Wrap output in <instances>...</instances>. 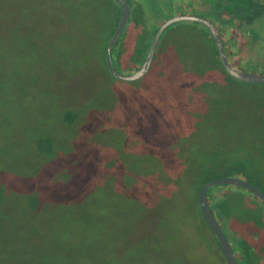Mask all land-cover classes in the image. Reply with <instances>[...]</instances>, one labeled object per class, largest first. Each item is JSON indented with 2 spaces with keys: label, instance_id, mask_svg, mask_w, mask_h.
<instances>
[{
  "label": "rangeland",
  "instance_id": "obj_1",
  "mask_svg": "<svg viewBox=\"0 0 264 264\" xmlns=\"http://www.w3.org/2000/svg\"><path fill=\"white\" fill-rule=\"evenodd\" d=\"M133 1L113 45L124 74L170 16L218 23L201 0H139L145 19ZM118 4L0 0V264H226L197 187L243 174L264 191V83L228 75L193 20L165 28L164 53L141 78H115L100 51ZM252 31L264 38V24ZM245 42L235 50L245 63H231L264 73V42ZM217 185L210 195L227 188ZM237 189L228 211L257 233L264 264V201Z\"/></svg>",
  "mask_w": 264,
  "mask_h": 264
},
{
  "label": "trees",
  "instance_id": "obj_2",
  "mask_svg": "<svg viewBox=\"0 0 264 264\" xmlns=\"http://www.w3.org/2000/svg\"><path fill=\"white\" fill-rule=\"evenodd\" d=\"M110 1H111V3L114 2L113 0H110ZM126 1L128 3V6H129V14H130V10H131L130 1L131 0H126ZM133 2H134V4H133L134 6L132 8V11L134 12V14L138 15V16H136V15H134V16H136L137 18L139 17V18L145 19L146 18L145 6L143 8L140 7V5H138L139 0H134ZM158 4H159V0H152L151 5L154 8H156V6H158ZM263 5L264 4L259 2L258 0H257V2H256V0H215V11L214 12L217 16L216 17L217 18L216 20L218 22L217 25H218V29L220 31L221 37L223 38L224 45H225V39H224L225 35L228 34L229 31H235V28H239L241 30L245 27L254 28V24H255L256 19H257V25L262 22V20L264 18V6ZM118 6H119V4H118ZM118 8L119 9L115 12H114V10H112L115 13L114 21H113L114 24H113V27L111 29V32H110L107 40L105 41V43L102 46L101 51H100L102 66H104V68L108 71V73L110 75H112V74L109 72V70L106 66L104 53H105L106 44H107L111 34L113 33V31H114V29L118 23V20H119L120 7H118ZM212 21L215 22L214 20H212ZM228 21H230V22H228ZM227 22L230 23V27L225 26L227 24ZM159 25H160V23L155 27V29H153L152 32H149L147 34L148 37L146 36L147 37L146 40L144 39L145 37H143L144 45L141 48V50H142L141 60L142 61H143V59L147 53V50L149 48V45H150V42H151L152 37L154 35V32L159 27ZM258 35H259V33H257V36ZM117 40L114 44L117 43ZM212 41L214 43L213 39H212ZM164 43H165L164 42V36L162 37V34H161L160 41H159V44L157 46V49L155 51V54H154L152 61H154V59L160 58L163 55ZM214 47H215L216 57L220 61L218 50L216 48L215 43H214ZM225 50H226V53L228 55L229 52H228V49L226 47H225ZM116 57H117V55H116ZM111 58L113 59V47L111 50ZM113 65H114V63H113ZM220 65H221L222 69L225 71L221 61H220ZM139 66L140 65H138L136 68H138ZM241 175L243 176L244 179H246L243 174H241ZM214 177L215 176H209V177L203 179L202 182L197 187V192L199 191L200 187L206 181H208L209 179L214 178ZM218 177H220V176H218ZM246 180H248V179H246ZM249 182H251V181H249ZM213 186H218V185L216 184ZM227 191L229 193H227ZM238 191H239V189H237V187L227 185V188L223 191H216L215 193H212L211 195L208 193L209 199L211 201L209 203L210 208H211L212 212L214 213V215L216 216V218L219 220L220 225H221L228 241L230 242V244L232 246V250H233L235 257H236V260H237V264H260L259 263L260 256L263 257V255H261V254L258 255V250H259V247L257 245V241L259 239L258 235L256 237V234L254 235L251 232L247 233L246 231L243 232L241 230H238L237 227H234L233 219H232L233 214L228 211V206H227L228 197L227 196L229 194L234 195ZM221 221L224 223V225L221 223ZM259 233L263 234L262 232H259ZM262 244H263L262 246H264V242Z\"/></svg>",
  "mask_w": 264,
  "mask_h": 264
},
{
  "label": "water",
  "instance_id": "obj_3",
  "mask_svg": "<svg viewBox=\"0 0 264 264\" xmlns=\"http://www.w3.org/2000/svg\"><path fill=\"white\" fill-rule=\"evenodd\" d=\"M120 5V14L118 23L111 34L106 48H105V63L109 70V72L117 79L123 81H133L141 78L146 72L149 70L152 60L157 49V46L160 41V36L165 30V28L178 21L182 20H193L196 22H200L203 24L207 30L209 31L210 35L212 36L216 48L218 50L220 61L225 69V71L232 76L233 78L240 80L246 83H264V73H257L252 71H246L241 68L236 67L231 63L229 58L226 55L223 39L219 32L217 25L212 22L210 19L205 18L203 16H198L189 13H179L173 16H170L166 20L162 21L159 27L155 30L152 40L150 42L149 48L147 53L138 68H136L131 73H121L119 72L113 65V61L111 58V50L116 42L117 38L121 35L123 28L126 25V22L129 17V6L126 0H118ZM216 184H227L235 187L245 188L251 191L254 195L259 197L264 201V191L259 189L257 186L249 182L248 180L244 179L241 174L236 175H229V176H220L214 177L206 181L199 189L197 194L198 205L202 212L203 217L205 218L208 226L210 227L212 233L216 237L221 253L226 261V264H237V260L235 254L232 250V246L228 241L219 221L215 217L214 213L212 212L208 200V188L209 186L216 185Z\"/></svg>",
  "mask_w": 264,
  "mask_h": 264
},
{
  "label": "flooded vegetation",
  "instance_id": "obj_4",
  "mask_svg": "<svg viewBox=\"0 0 264 264\" xmlns=\"http://www.w3.org/2000/svg\"><path fill=\"white\" fill-rule=\"evenodd\" d=\"M113 1H115V0H113ZM259 2H261V3H263L264 4V0H258ZM256 2H257V0H256ZM119 3V2H118ZM264 6V5H263ZM119 7H120V5H119ZM214 7H215V0H201V2H200V4H199V8L200 9H204V10H207V11H205V12H209L210 10L211 11H213V9H214ZM210 9V10H209ZM206 18V17H205ZM208 19H210V18H208ZM211 20V19H210ZM212 21V20H211ZM213 22V21H212ZM216 24V23H215ZM262 24H264V18H263V20H262V22L260 23V24H258L257 25V19H256V21H255V24H254V29L257 27H259L260 25H262ZM217 25V24H216ZM217 27H218V25H217ZM220 32V31H219ZM235 36H236V38H234V41H232V42H230V43H228L227 42V38L226 37H228V35L229 34H231L230 33V31L228 32V34H226L225 35V45H224V48L226 47L227 49H228V52H229V54L227 55V53H226V55H227V57L229 58V60L231 61L232 60V55H233V57H234V59L233 60H237V62L238 63H242V64H244L245 63V60H244V58L245 59H247L245 56H237L236 54H235V50H236V48H237V46H241V48H243L242 47V45H240L241 44V42L244 40H246V42L249 44L248 46L251 48V46L252 45H254V43H257V41H263L264 42V38L259 34L258 36H257V34L256 33H254L253 31H252V27H245V28H243L242 30L241 29H239V28H235ZM250 38V41L248 42V38ZM223 39V38H222ZM239 41H240V43H239ZM245 42V43H246ZM223 43H224V41H223ZM107 45V44H106ZM245 45H247V44H245ZM231 46H235V48L231 51V49L229 48V47H231ZM230 49V50H229ZM253 50V49H252ZM225 52H226V50H225ZM257 52V51H256ZM248 57V56H247ZM248 60H249V57H248ZM66 109H70V110H72V111H75V112H77V111H79V109H81L80 108V106H70V107H66ZM78 109V110H77ZM48 153V152H47ZM0 192H1V197L3 196V190L1 189L0 190ZM197 194H198V192L196 193V197H197ZM2 198H0V204H1V202H2ZM208 200H209V203L211 202L210 201V199H209V196H208ZM197 201H198V199H197ZM200 208V207H199ZM201 211V210H200ZM202 213V212H201ZM216 217V216H215ZM218 220V219H217ZM219 221V220H218ZM220 223V222H219ZM256 237H257V233H256Z\"/></svg>",
  "mask_w": 264,
  "mask_h": 264
}]
</instances>
